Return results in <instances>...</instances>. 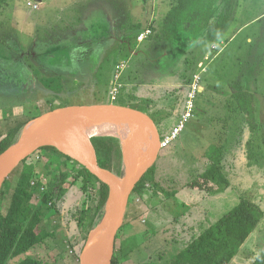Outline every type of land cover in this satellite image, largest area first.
Here are the masks:
<instances>
[{
  "label": "rangeland",
  "instance_id": "rangeland-1",
  "mask_svg": "<svg viewBox=\"0 0 264 264\" xmlns=\"http://www.w3.org/2000/svg\"><path fill=\"white\" fill-rule=\"evenodd\" d=\"M27 1L40 5L35 0L0 2V138L20 121L57 105L121 104L145 110L162 126L166 117L168 124L176 125L192 107L185 128L161 149L156 161L157 195L147 199L150 191L144 190L130 197L125 225L117 236L120 264L157 258L165 249L174 250L175 244L184 246L198 231L199 222H212L230 210L243 191L252 190L264 211V0H234L233 20L221 39L211 43L203 36L187 37L184 48L169 42L159 46L162 41L151 36V25L162 20L172 0H100L102 7L93 9L89 22L83 20L82 25L84 4L75 9L70 3L83 1L42 0L41 8ZM223 6L224 2L219 12ZM138 23L142 29L130 28ZM75 24L77 35L71 44L65 36ZM114 28L123 32L117 36ZM165 45L171 47L168 53ZM115 63L127 66L116 80ZM239 88L254 95L255 130L246 115L236 111L233 96ZM215 148L230 177L228 189L208 193L199 186H186L207 167V157ZM27 163L34 165L37 175L48 169L78 175L75 182H65L59 204L43 218L55 238L28 254L46 264H81L85 245L81 248L74 215L90 203L91 189H85L82 172L88 168L60 150L39 149ZM21 164L6 182H11L10 194ZM92 174L95 184L100 178ZM164 192L176 193L167 197L168 204ZM177 202L187 205L176 207ZM149 209L151 226L143 218ZM260 252H264V217L229 264H251Z\"/></svg>",
  "mask_w": 264,
  "mask_h": 264
},
{
  "label": "trees",
  "instance_id": "trees-1",
  "mask_svg": "<svg viewBox=\"0 0 264 264\" xmlns=\"http://www.w3.org/2000/svg\"><path fill=\"white\" fill-rule=\"evenodd\" d=\"M2 1L5 0H0V2ZM223 2V9L219 12L218 8ZM234 7V0H172L170 8L162 20H159L156 26L151 25L153 29L151 36L160 42L179 41L185 34H189L192 37L203 36L208 42L214 43L221 39L220 37L233 20ZM135 28L142 29V25L139 24ZM184 42L186 44V40ZM62 86H65L64 83ZM233 98L237 107L236 111L244 113L250 128L255 130L256 105L253 93L239 88ZM60 106L63 105L49 108L54 109ZM151 117L153 118L152 115ZM29 120L20 121L10 127L7 133L0 138V154L17 141ZM167 121L166 117L164 126L160 125L161 123L159 125L156 123L161 139L172 130L176 123L168 124ZM90 138H92L100 166L117 175H124L120 139L114 136L85 137L84 144L93 158L95 155L91 146L89 147ZM41 149L59 152L54 146H46ZM207 158V167L190 178L185 185L195 188L199 186L208 193L225 192L231 182L229 174L225 170L221 152L215 148ZM21 165L22 167L17 171L16 183L11 194V182L6 185L7 179L0 196V264H46L44 259L28 254V251L55 238L53 232L47 230L43 225V218L49 209L55 208L59 204L58 201L64 190L65 182L68 180L75 182L78 175L73 176L58 169H48L45 173L37 175L34 165L27 163V159ZM155 165L156 163L136 185L132 197L141 195L144 190L150 191L147 199L157 195L160 186L154 175ZM82 170L86 175L85 189H91V195L89 206L87 207V203L83 210L74 215L77 233L82 236L81 248L86 244L90 232L104 218L105 206L109 197V185L100 179L92 184L94 178L92 172L85 167ZM33 177L37 179L35 186L31 185ZM47 177L48 180H45ZM8 187L10 191L7 189ZM164 193L167 195L164 200L166 204L169 200L167 197L171 198L176 194L175 192ZM181 205L186 207L187 204L177 202L175 206ZM149 213L150 209L143 213V218L147 219L145 225L151 226L153 221L149 219ZM180 216L175 215L176 218ZM263 217L264 211L254 198L252 190L243 191L238 195L237 203L230 210L222 213L212 222H199L198 231L189 240L184 241V246L177 247L175 244L174 250L165 249L157 258L149 257L146 261L138 262L143 264H229ZM167 255H169V259H165ZM159 259H162L161 262L158 261ZM138 262L133 264H140ZM113 264H120L116 250ZM251 264H264V252L258 253Z\"/></svg>",
  "mask_w": 264,
  "mask_h": 264
},
{
  "label": "water",
  "instance_id": "water-1",
  "mask_svg": "<svg viewBox=\"0 0 264 264\" xmlns=\"http://www.w3.org/2000/svg\"><path fill=\"white\" fill-rule=\"evenodd\" d=\"M66 116H96L108 121L118 127L134 143L137 139V146L144 152L139 167L126 175L119 176L120 181L115 185L111 180V175L107 173V171L112 172L100 166L92 138L89 139V147L91 146L90 148L95 155V162L93 167L84 165L91 172L99 175L102 182L109 185V197L105 206V216L97 227L90 232L81 253L80 263L113 264L117 236L124 225L130 197L136 185L156 163L162 149L159 128L148 113L134 107L115 103L73 104L48 110L30 119L17 141L0 154L2 156L9 152L7 159L0 167V196L6 180L30 155L46 146L57 148L55 124L58 119ZM120 144L123 152L121 141ZM110 200H112L111 208L108 211L106 207ZM95 231H99V240L93 247H90L91 236Z\"/></svg>",
  "mask_w": 264,
  "mask_h": 264
},
{
  "label": "bare ground",
  "instance_id": "bare-ground-1",
  "mask_svg": "<svg viewBox=\"0 0 264 264\" xmlns=\"http://www.w3.org/2000/svg\"><path fill=\"white\" fill-rule=\"evenodd\" d=\"M57 131L56 146L62 153L93 167L95 158L91 156L84 144V138L90 136H114L120 139L123 144V173H130L139 167L143 160L144 152L130 140L118 127L108 121L96 116H66L58 119L55 124ZM9 152L0 156V167L7 159ZM111 175L112 182L116 185L120 177L107 171ZM114 191L112 193V196ZM112 198V197H111ZM111 202L106 209L109 211ZM99 240V231L93 232L90 247H93Z\"/></svg>",
  "mask_w": 264,
  "mask_h": 264
},
{
  "label": "crops",
  "instance_id": "crops-1",
  "mask_svg": "<svg viewBox=\"0 0 264 264\" xmlns=\"http://www.w3.org/2000/svg\"><path fill=\"white\" fill-rule=\"evenodd\" d=\"M37 3H39L40 5L38 6V8H41V6H42V3H43V1L42 0H35ZM79 1H83V3H78V2H72V3H70V8H71V4L72 5H74L75 6V9L76 8H81V6L84 4V9L87 11V12H85L84 13V18L81 20V17L79 16V18H80V21L79 22H81V25L83 24V20H84V22H89V17H91V14H92V10L93 9H95V8H101L102 7V2L100 1V0H79ZM28 2V1H27ZM113 14H115L114 15V17H116V18H118L116 15H118V13H113ZM140 23V22H139ZM139 23L137 24V25H139ZM146 23V22H145ZM90 24V23H89ZM117 24H118V21H116V23H115V27H117ZM94 25H96L97 27H99L100 29L102 28L101 26L102 25H100V24H94ZM136 25V26H137ZM71 26H73L71 29H70V31H69V34L68 35H66L65 37H66V40H68L71 44L72 43H74V41L73 40H75L76 39V35H77V32H75V26H77L76 24L75 25H71ZM123 26V25H122ZM136 26H133V27H130L132 30L134 29V27H136ZM121 28H123V27H121L120 26V29ZM136 30H138L137 28H135ZM114 31H115V33L117 34L118 32H123V30L122 31H117L115 28H114ZM150 33H151V31H150ZM117 36H118V34H117ZM125 36H126V34L124 33L122 36H121V38L123 39V38H125ZM189 34H185L184 35V37L181 39V40H179V41H162V43H160V44H158L159 46L162 44L163 45V42H169V44L171 45V46H173V47H178V48H184V46L186 45L185 44V42H184V39H186L187 37L189 38ZM150 37V36H149ZM191 38H192V36H190ZM148 38V37H147ZM140 39V38H139ZM124 40V39H123ZM126 40V39H125ZM124 40V41H125ZM140 40H142V39H140ZM72 41V42H71ZM90 41V40H89ZM74 46H76V45H74ZM166 46V45H165ZM164 49H166V53H168V50L167 49H171V47H169V46H166V47H164ZM131 52L132 53H134V54H137L136 53V51H133V49L131 50ZM163 55H165V54H163ZM182 55H185V54H183L182 53ZM119 61V60H118ZM123 61V60H122ZM118 63V62H117ZM117 63H115V66H116V64ZM122 63H127V61L126 62H122ZM118 66H119V68H118ZM118 66H116L115 67V69H116V71H115V73H114V79L116 80V79H119V78H121V74H122V72L126 69V67H124V68H121L122 66L121 65H118ZM124 73V72H123ZM117 75V76H116ZM122 84H124V82H122ZM122 84H120V86H122ZM147 259V258H146Z\"/></svg>",
  "mask_w": 264,
  "mask_h": 264
},
{
  "label": "built area",
  "instance_id": "built-area-1",
  "mask_svg": "<svg viewBox=\"0 0 264 264\" xmlns=\"http://www.w3.org/2000/svg\"><path fill=\"white\" fill-rule=\"evenodd\" d=\"M27 3L34 8H38V5L35 3H32L31 1H28ZM147 32L150 33V30H148ZM143 37H144V34L140 36V39H142ZM193 88L194 90H196V86H194ZM111 93L115 95L116 88ZM191 110H192V107H188L186 113L182 115V117L179 119L177 124L172 128V130L161 139L162 148L169 146L176 138H178V136L180 135V133L183 131V129L186 126V121L192 115ZM36 184H37V179L36 177H33L31 180V185L35 186Z\"/></svg>",
  "mask_w": 264,
  "mask_h": 264
}]
</instances>
